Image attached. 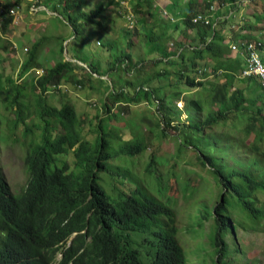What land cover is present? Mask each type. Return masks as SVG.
<instances>
[{"label": "trees", "instance_id": "16d2710c", "mask_svg": "<svg viewBox=\"0 0 264 264\" xmlns=\"http://www.w3.org/2000/svg\"><path fill=\"white\" fill-rule=\"evenodd\" d=\"M35 2L42 5L46 3L47 9L71 28L73 53L78 50L79 40L84 41L85 29L95 30L102 27L104 31L110 33L114 12L121 15L127 12V8L119 0H35ZM4 3L0 0V16L5 14ZM151 3L152 0H132L131 9L141 15L150 8ZM195 4L196 0H189L185 9H180L176 13L179 18L167 19V16H162L155 32L165 33L159 47H162L161 56L170 69L157 70L156 76L165 80L164 84L158 82L157 87H145L144 84L137 88V84L128 81L132 89L136 90L134 95H130L133 91L127 87L128 91L124 92L122 87L116 90L112 86L110 90L107 84L105 87L98 83L95 85L96 76L93 73L96 75L100 73L99 65L94 62L86 64L88 78L84 81L75 79L74 64L64 60L62 56L63 35L57 36L60 39V58L54 65L45 67L42 78L32 80L33 83H30L35 94L38 124L26 121L24 107L27 105L23 101L24 94L10 75H4L0 71V102L8 105L15 113V118L10 119L14 124V131L20 123L24 125L22 128L24 136L34 132V129L40 131V139L34 144L30 143L25 155L24 164L28 179L19 193L10 190L0 165V264H22L21 253L24 247L37 255L38 261L35 264H51L57 252L61 253L58 264H186L184 250L175 238L174 211L164 192V189H169L170 183L167 179H162L159 172V165L165 164L166 159H157L156 155H151L145 165L147 176L144 183H139L137 174L130 168L122 170L120 166L110 163V160L119 159L121 162H127L134 154L143 152L149 144L145 138L121 139L119 135L113 134L108 125L103 124L105 120L117 116L113 114L99 119L98 133L94 144H90L88 140L81 139L76 130L80 120L74 104L68 98V93L57 91L61 93V98L60 105L56 106L48 103L41 92H37V86L44 92L48 87L61 83L85 85L87 81L89 87L95 85L100 89L104 88L102 90L107 92L104 94L105 98L123 106L129 102L137 104L142 98L150 105L153 104L157 114L156 120L148 121L153 129L149 132L166 135L168 130L174 129L176 157L179 158L181 152L191 150L198 163L202 166L208 164L212 168L207 170L214 180L215 187L220 185L222 192L218 199L210 208L207 204H202L196 218L200 225L205 218L210 217L213 220L212 243L217 251V264H220L223 257L231 251L226 245L228 242L226 239L228 235H232L234 241L238 226L255 230L264 224V204L258 197V193L264 194V148L261 147L264 143V112L255 106L257 99H264V89L253 79L244 80L243 86L240 85L242 83L232 73L239 70L238 60L236 56L227 57L225 47L220 45L219 41L206 42L202 48H184L176 57L164 45L169 38L182 33L184 43L181 42V47L186 44L188 35L192 36V41L187 42L189 44L203 43L207 40L213 28V21L207 16L216 17L219 13L207 0L201 10H196L193 6ZM87 5L90 7L86 8ZM148 12L153 15L151 11ZM8 21L3 22V31ZM215 28L214 38L220 34L217 29L225 26L219 24ZM143 29L144 32L149 31ZM126 32L130 34L129 30ZM233 33L234 36L248 41L261 40L253 38L248 32ZM148 36L149 47L155 43L157 35L150 33ZM102 39L103 37L98 35L95 40L97 44L102 45ZM2 40L0 34V43H3ZM47 40L48 37L43 35L27 48L26 58L18 71L19 77L30 68L43 66L39 63L38 56ZM125 43L126 50L119 49L121 61L116 59L114 63L125 64L126 61L131 65L133 59L142 58L139 55L137 58L132 57L129 52L132 42L129 38H126ZM68 44L70 45L69 42L66 43ZM106 45L113 48L116 46V40L106 39ZM116 47L119 48V45ZM1 48L5 50L4 46H0ZM212 61L217 66L214 67ZM161 63H163L161 59L155 60L156 66ZM138 68H142V63ZM207 68L210 71H207ZM199 69L203 70L198 73ZM218 70L223 72L221 77H226L224 82L218 80L216 73ZM197 75H200L201 81L195 79ZM149 79L154 81V76ZM207 79H211L213 83L206 86ZM169 85L174 89L167 93L166 86ZM231 87L234 89L231 90ZM184 90L186 93L182 96L183 111L187 119L181 120V112L175 102ZM249 90L252 96L246 98L245 93ZM195 94H199L201 98L203 95L206 108L202 106L200 100L194 98ZM102 107L105 113H110L105 101ZM1 118L0 116V123ZM157 119L161 120L162 126ZM241 119L246 120L244 131L237 132L244 137L253 135L248 146L241 143L239 145L236 141L223 145L222 139L211 136L207 130V127L212 125L232 127L235 121ZM58 129L59 132L53 134ZM114 140H119L117 147L112 145ZM238 140L241 142L242 138L238 137ZM222 146L234 149V156L230 157V162L233 158L231 164L223 162L214 154ZM241 148L243 155L236 156ZM69 150L75 157L71 169H68L65 161L61 163L58 159ZM223 153L229 154V151L223 150ZM106 174L109 178L113 175L115 176L112 178L117 177L112 182L113 187L119 180L126 184V190L116 191L118 198L110 196L100 184L102 176ZM161 182L163 188L160 186ZM161 189L164 192L162 197L159 194ZM234 211L238 213L237 219L232 216ZM233 250L236 252L238 248Z\"/></svg>", "mask_w": 264, "mask_h": 264}, {"label": "rangeland", "instance_id": "374dc122", "mask_svg": "<svg viewBox=\"0 0 264 264\" xmlns=\"http://www.w3.org/2000/svg\"><path fill=\"white\" fill-rule=\"evenodd\" d=\"M1 1L5 2L4 4L6 5V8L5 14L3 17H0V34L3 39V43H0V46L5 47V50L2 48L0 49V71L3 72L4 75H10L12 80H14V83L19 86L24 94L23 101L27 105L24 107V111L28 123L38 124L39 117L38 113L35 112V94L30 87V83H33V78L31 74L19 77L18 71L27 55L25 49L29 48L35 40L43 35L47 36L48 40L44 45L45 47L39 51L38 61L39 63H43L44 66L51 65L60 58V39L57 36L63 35L62 56L65 60L71 61L74 57H78L86 61H82L84 64L94 62L99 65L100 75L95 78L96 82L93 80L95 85L98 83L105 87L107 84L109 85L110 90L112 86L116 90H119L122 87L121 89L124 92H127L128 88L133 91L130 95H134L136 90L132 89V86L128 84V81L132 84H137V88L144 84L145 87H157L159 84L156 80L161 82V84L165 83L163 78L156 76V72L160 69H170V66L167 62L158 64V66L155 65V60L161 58L162 47H159V45L165 37V33L155 32L156 25L160 23V19L162 18V15L160 14L162 13V9L160 11V6H163L162 2L158 1L160 6L156 5L154 7L156 9L155 18L148 15L147 11H144L141 15L135 13L137 23L134 31L130 32V36L128 37L132 42V47L129 49V52H131L133 58H137L138 55L142 56V58L138 60L133 59L132 64L129 65L126 61L125 64L124 62L114 63L116 59L121 61L120 50H126L125 41L127 35L124 31L125 21L120 17L122 16L121 13L114 12L112 15L114 20L113 23H110V33L104 31L102 27L96 28L97 30L85 29L83 31L84 41L79 40L78 50L76 53H73V47L71 46L73 43V31L60 17L54 16L55 14H53L51 10H48V12H38L31 7L29 8L30 2L28 0ZM188 1L189 0H176L174 5L175 10L172 8V5H169L168 9H170L171 13L175 12L176 14L180 9H185ZM196 1L197 4L193 5L194 8L196 10L203 9L206 0ZM221 1L222 0H210L212 4H215L217 10H221ZM155 3L156 0H154V4ZM17 4L20 5V7H16L15 5ZM89 7L90 5L86 6V8ZM10 9H13L14 13H11ZM165 10L167 11V9ZM230 10L233 11V8ZM52 16L54 17L52 18ZM6 20L9 21L6 25L5 31H3L2 24ZM233 23V31H240V34L248 32L253 38L264 40V0H250L244 10V19L242 20V23H238V20ZM238 25L240 26L239 28ZM143 28L149 31L144 32ZM242 30H246V32L242 33ZM150 33L156 34L157 37L154 40L155 43L148 47L147 42L150 43L148 36ZM98 35L103 37L101 41L103 42L102 45L97 44V41L95 40ZM182 36L184 38L183 33ZM106 39L110 41L115 39L116 46L119 45V48L116 46L113 48H110L108 45L105 46ZM170 41L184 43L183 39L175 37V39L169 38L165 41L164 45L168 46ZM188 41H192L191 35L186 36L185 42L187 43ZM67 42H69L70 45H66ZM187 48L192 49L193 46L187 45ZM71 56H73V58H71ZM71 62L74 64L73 72L76 76L75 79H81L84 81L89 77L87 68L84 67V64H81L78 61ZM140 63H142V68H138ZM103 70H105L104 74ZM207 71H210V69L207 68ZM152 75L156 80L152 81L149 79ZM199 76L200 75H197V77ZM145 79H148V81H145ZM212 83L213 81L211 79L206 80V86L211 85ZM67 84L70 86L68 87V98L74 104L80 120L77 124L76 130L81 139L88 140L90 144H94L98 133L99 119L101 117L106 118L109 115L116 114L118 117L115 116L112 117L111 120H105L103 122L104 125H108V128H110L113 134L119 135L121 139L142 137L145 138V141H148L149 144H147L146 149L143 152L134 154L127 162L113 159L110 160V163L120 166L122 170L130 168L132 172L137 174L139 183H144L147 176L145 165L150 156L154 154L157 159H166L165 164L159 165V172L161 173V178L164 180L167 179L168 183H170L169 189H164V192L174 211L175 233L179 243L184 246V251L187 257L186 264H217V251L212 243L213 220L210 217L203 219L201 223L202 226L196 221L202 204H207L208 208H210L222 192L220 185L217 186V188L215 187L214 180L211 178V174L207 170H212V168L208 164L202 166L198 163V160H196L191 150L181 152L180 157H176L177 144L175 141L176 131L174 129L168 130L166 135H161L160 132L156 134L149 132H152L153 129L148 124V121L156 120L155 117L157 111L153 104L150 105L149 102L144 100L145 98H142L137 104L129 102L126 106H123L120 103H115L105 98L104 94L107 92L102 90L104 88L100 89L95 85L89 87L87 81L85 82V85L82 83L81 85H76L73 82ZM173 89L174 88L170 85L166 86L167 93ZM207 90L208 88L205 91ZM124 92L123 94L126 97L127 95ZM185 93L186 91L184 90L179 95V99L175 102L176 107L181 112V120L187 119L186 113L183 111L184 99L182 96H185ZM55 94H57L55 91L48 92L45 94V98L48 103L59 106L61 93L57 95ZM251 96L252 95L249 92L246 93V98ZM194 98L200 100L204 108L207 107L203 95L201 98L199 94H195ZM104 101L110 109L109 114L105 113L102 107ZM180 106H182V108H180ZM245 114L246 112H244V116ZM0 116L2 117L0 123V165L10 190L13 193H19L28 179V173L24 164L25 154L30 148V143L34 144L40 139V131L34 129V132L24 136L22 130L24 125L22 123H20L14 131V124L10 119L15 118V113L12 108L8 105L5 106L2 102H0ZM157 120H159V125L162 126L161 120ZM245 124L246 120L241 119L235 121L232 127L212 125L208 126L207 130L209 134L215 138L222 135L248 146L253 139V135L250 134L248 137H244L237 132L238 130H243ZM58 132L59 129L53 134H57ZM238 137L242 138L241 142H239ZM118 141L119 140H114L112 145L117 147ZM261 147L264 148V143L261 144ZM223 150H228L229 154L223 153ZM214 154L221 158L223 162L231 164L233 158L230 162V157L234 156V149L222 146L219 151ZM242 155L241 148L236 156ZM58 159H60L61 163L65 161L68 169L73 168L75 157L71 150L65 155L59 156ZM114 176L115 175L112 177ZM167 176L169 177L167 178ZM112 177L109 178L107 174L103 175L102 183L110 196L118 198L116 191L118 189L126 190V184L119 180L116 182L115 187H113L112 182H114L117 177ZM149 178L152 180L150 176ZM127 184L129 185L128 182ZM155 185L159 188L160 186L163 188V182L160 183V186L158 184ZM164 192L162 189L159 192L161 197ZM258 197L260 202L264 204V194L260 192L258 193ZM166 198L164 197L163 200L165 201ZM237 215L238 213L236 211L232 213V216L236 219ZM227 238L228 239L226 240H228V242H226V245H228V249L231 251L223 257L220 264H264V224L259 225L255 230H250L248 228L245 229L238 226L236 228L234 241L232 235H228ZM235 248H238V251L235 252L233 250Z\"/></svg>", "mask_w": 264, "mask_h": 264}, {"label": "clouds", "instance_id": "9594fccd", "mask_svg": "<svg viewBox=\"0 0 264 264\" xmlns=\"http://www.w3.org/2000/svg\"><path fill=\"white\" fill-rule=\"evenodd\" d=\"M28 1L30 2L29 8L32 5H34L35 7L43 6V8L38 9L36 11H38V12H43V11L48 12V9H47V7L45 8L44 4L43 5L42 4H36L35 0H28ZM115 1H118V0H115ZM119 1L124 7L127 8L126 14H124V15H122L120 17L125 21L124 31H125V33L127 35V38H128L130 36V34H128L126 31L127 30H129L130 32L134 31L135 25L137 23V19L135 17V13L131 9L132 8V5H131L132 0H119ZM207 2H210V0H207ZM221 2H222L221 3V10H217V7L214 4H212L213 9H215V11H217L219 13L218 16L215 17L213 15L212 16H207L206 15L210 20L213 21L212 22L213 28H212V31L208 34L207 40L205 42H203V43H194V44L186 43L184 46L181 47L180 46L181 42L175 43L174 41H170L168 43L167 48L171 52H173L174 53L173 56L176 57V56L179 55V53H180V51L182 49L187 48V45L193 46L192 49H197V48L204 47L206 42H209L211 40L219 41L220 45L225 47V50L227 52L226 56L230 57V58H233V57L236 56V59L238 60V63L240 65L239 70L236 71V72H232V73L235 76V78L240 83H242L240 85L243 86V81L244 80L253 79V80H255L258 83L260 88L264 89V46H263L264 40L248 41V39H244V38H240L238 36H234V33H233L234 32L233 31V27H234V23L233 22L238 20V23H242V20L244 19V10H245L247 4L250 2V0H225V1L222 0ZM156 5H159L158 0H156L155 4H154V0H152L150 8L147 9L148 15H150V16H155L156 15V9L154 8ZM15 6L16 7H20V5H18V4L15 5ZM231 8H233V11L230 10ZM153 9H155V10H153ZM161 9H162V13H160V14L163 17L167 16V19H172L173 18L172 16H170L167 13V11L164 9L163 6H160V11H161ZM150 10L153 13V15H151L148 12ZM0 11H1V9H0ZM53 14H55V13L53 12ZM0 17H3V16H0ZM219 24L225 26V28L217 29V30L220 31V34H218L219 35L218 37L214 38V35H215L214 30L216 29L215 26H218ZM239 27L240 26L238 25V28ZM241 32L242 33L246 32V30H244V31L242 30ZM175 37L176 38L179 37L181 39H184L181 34H178ZM175 37L173 39H175ZM26 50H27V48L25 49V51ZM62 55H63V53H62ZM71 58H73V56H71ZM159 59H161L163 61V63L166 62L162 58V56ZM66 61H68V60H66ZM71 61H73V62L78 61L81 64H84L82 61L76 59L75 57ZM54 64H55V62L52 63L51 65H47V66H44V65L43 66H35L33 68L28 69L24 75L31 74L32 78H33V81H36V80L42 78V76L45 74V68L44 67H49V66H52ZM213 64H214V62H213ZM215 66H217V64H214V67ZM84 67H86L87 70H88V67H87L86 64H84ZM39 69L42 70V73H41L40 76H37V74H38L37 70H39ZM201 70H203V69H199L198 72H201ZM216 73H218L217 74L218 80L220 82H224L226 77H224V76L221 77L220 76V75L223 74V72L221 70H218ZM93 75L98 77V75H96L95 73H93ZM195 79L201 81L200 77H196ZM154 80H156V79H154ZM156 81L159 82L158 80H156ZM68 87H70V86L67 83H61V84H59L57 86H50L44 92H42L40 90V88H38V86H37V92H41V94H43L44 96L48 92H54V91L57 92L58 90H61L62 92L66 91L68 93L69 92V88ZM230 89L233 90L234 87H231ZM248 92L251 94V90L246 91V93H248ZM246 93H245V95H246ZM57 94H59V93L57 92ZM255 106L257 107L258 110L261 109V111L264 112V99H261V98L257 99L255 101ZM180 108H182V106H180ZM220 126H225V125H220ZM218 138L222 139L223 145H229V144L235 143V141L232 140L229 137H224L222 135H219ZM239 145H240V143H239ZM27 152H28V150H27ZM102 182L103 181L100 180V184L103 186ZM103 188H104V186H103ZM221 197H222V195L219 197V200L221 199ZM175 238H176L178 244L184 250V246H182L179 243L176 235H175ZM184 253H185V251H184ZM21 256H22V260L21 261L23 262L22 264H35L38 261V257L35 254V252L29 250L27 247L23 248ZM185 256H186V254H185ZM60 259H61V253L57 252L56 255L54 256V259L51 261V264H58V261ZM186 261H187V257H186Z\"/></svg>", "mask_w": 264, "mask_h": 264}, {"label": "crops", "instance_id": "0c3cea01", "mask_svg": "<svg viewBox=\"0 0 264 264\" xmlns=\"http://www.w3.org/2000/svg\"><path fill=\"white\" fill-rule=\"evenodd\" d=\"M158 1H160V2H162V4H163V7L165 8V9H167V11H168V13H169V15L170 16H174V17H177V15L175 14V12L174 13H171L170 12V9H168V6L169 5H172V8L174 9V5H175V1H171V0H158ZM175 10V9H174ZM47 50H48V48H47Z\"/></svg>", "mask_w": 264, "mask_h": 264}, {"label": "built area", "instance_id": "2783aa9c", "mask_svg": "<svg viewBox=\"0 0 264 264\" xmlns=\"http://www.w3.org/2000/svg\"><path fill=\"white\" fill-rule=\"evenodd\" d=\"M31 8H32V9H35V10H38V9L43 8V6H37V7H35L34 5H32ZM10 12H11V13H14V10H13V9H10ZM37 72H38L37 76H40L41 73H42V70L39 69V70H37Z\"/></svg>", "mask_w": 264, "mask_h": 264}]
</instances>
